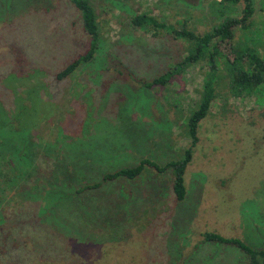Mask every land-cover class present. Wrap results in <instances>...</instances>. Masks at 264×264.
<instances>
[{
    "label": "rangeland",
    "instance_id": "obj_1",
    "mask_svg": "<svg viewBox=\"0 0 264 264\" xmlns=\"http://www.w3.org/2000/svg\"><path fill=\"white\" fill-rule=\"evenodd\" d=\"M252 1L251 24L237 26L231 43H218L225 54L231 44H248L264 57V0ZM90 2L97 53L56 80L89 39L77 8L70 0H0V124L18 115L29 125L38 119L33 107L43 110L38 172L23 183L20 173L9 176L16 189L0 186V264H247L239 248L202 236L214 231L264 248V91L234 94L223 63L184 174L183 200L174 198L170 169L149 167L135 179L79 191L142 158L178 159L190 141L184 118L207 66L190 65L165 86L145 87L142 81L180 61L188 45L165 29H140L132 17L146 13L201 34L227 14L211 12L208 0ZM243 6L241 0L228 15L241 17ZM3 140L5 161L13 141ZM4 167L11 173V161Z\"/></svg>",
    "mask_w": 264,
    "mask_h": 264
},
{
    "label": "trees",
    "instance_id": "obj_2",
    "mask_svg": "<svg viewBox=\"0 0 264 264\" xmlns=\"http://www.w3.org/2000/svg\"><path fill=\"white\" fill-rule=\"evenodd\" d=\"M70 1L79 11L82 28L89 35V39L84 50L72 57L66 65L56 72V80L69 77L80 66L89 63L98 50L99 26L93 5L90 0ZM208 1L209 6L212 7L211 12L214 13L216 11L220 15H227L224 16L222 21L213 24L208 31L201 34L189 29L185 23H182L180 27L168 25L146 13L136 14L131 19L134 26L144 31H150L153 28H155L154 30L157 28L165 29L173 38L182 39L188 45L186 54L180 61L153 79L142 81L141 84L145 87L165 86L176 74L182 73L190 65L203 62L207 66L203 75L199 99L195 107L184 118L185 135L190 138V141L188 146L184 148L183 155L178 159L167 161L165 164H159L149 158H142L134 166H124L114 171L105 172L99 181L80 186L79 191L98 188L104 182L120 177L135 179L145 167H149L159 174L170 169L173 176L172 188L174 198L177 201L183 200L186 193L184 174L192 160L194 148L199 140L197 134L199 124L207 116L212 102L216 99V86L221 78V63H223L227 70L226 76L234 94L250 95L255 91H264V57L255 48L248 44L239 46L231 44L229 53L225 54L218 46L219 42H232L234 29L237 26L246 28L251 24L250 20L256 8L255 2L243 0L244 6L241 17H234L228 15V13L235 11L237 4L241 0ZM24 97L28 98L26 93ZM48 107L50 108L52 105L50 104ZM33 108L35 109L34 115H37L38 119H34L29 125H21L20 123L22 122L18 115L12 117L11 122L4 121L0 124V167H2L0 169V186L3 183L11 189H16L20 179H22V183L25 181L30 182L32 179L28 173L33 170L38 172L39 170L36 161H39L41 158L43 145H39L42 142V138H38V136L42 135L38 134V127L43 123V110L41 109V105L34 106ZM53 109L52 112L54 113L55 109ZM52 117L51 115L48 118ZM42 128L43 125L41 126ZM14 134L17 135L14 136ZM8 137L12 139L13 146L5 147L6 150L10 151V158L4 161L2 147L6 143L3 139ZM27 142H32L31 144L34 145L31 151H25L23 147L28 145ZM36 146L41 147L35 148ZM9 161H11V173L4 167L7 166ZM64 169L65 173L68 172V168ZM19 173L18 181L12 184L8 183L7 178L9 176H12L14 180L15 177L13 176ZM38 183H41L40 179ZM32 190L34 191V189ZM202 236L204 242H219L239 248L245 254L248 261L247 264H264V248L252 247L238 237H227L214 231H206Z\"/></svg>",
    "mask_w": 264,
    "mask_h": 264
},
{
    "label": "built area",
    "instance_id": "obj_3",
    "mask_svg": "<svg viewBox=\"0 0 264 264\" xmlns=\"http://www.w3.org/2000/svg\"><path fill=\"white\" fill-rule=\"evenodd\" d=\"M217 1H220V0H217Z\"/></svg>",
    "mask_w": 264,
    "mask_h": 264
}]
</instances>
